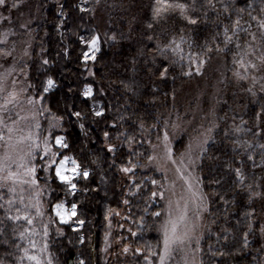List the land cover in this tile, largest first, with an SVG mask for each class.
<instances>
[{"label":"trees","instance_id":"1","mask_svg":"<svg viewBox=\"0 0 264 264\" xmlns=\"http://www.w3.org/2000/svg\"><path fill=\"white\" fill-rule=\"evenodd\" d=\"M153 2L154 0H101L94 18H90L89 14H81L73 7L76 0H59V3L65 5V10L68 13V19L64 21L63 27L59 30L56 27L61 19L57 15L58 0H31L29 3L34 10L32 19H37L30 25L26 35V38L31 40L26 80L27 85L29 83L34 85L33 88H28L29 93L33 97L42 93L40 86L48 76L57 82V86L53 90L43 94L45 98L42 106L47 111L41 115L40 136H45L50 122L53 125H61L49 128L48 131L51 130L53 136L67 135L69 141L73 143L77 158L85 166H89L92 171L89 181H80V183L81 185L87 183L90 185V189H94L87 193L78 191L76 196L67 198L68 201L79 204V216L86 221L79 232H74L67 225L57 222L49 226V251L54 264H76L77 259H84L86 264H143L142 257L148 255V245H151L153 250L159 251L160 241L156 234V226L160 219L153 216L152 213L158 212L161 205L156 199V203L152 201L149 193L152 186L150 179H146V177L156 180L161 177L159 175L153 177L152 171L138 169L135 173L136 181L144 180L142 185L144 191L140 195L133 196L129 194L128 189V184L131 182H125L123 174L116 168H109L105 164L104 170L101 172L100 168L91 163L96 155H105L102 151L104 147L103 132L107 130L110 135H116L117 129L110 127L114 118L118 126L123 124L119 131L127 130L136 136L133 147L144 153L145 156L148 155L150 146L146 143L145 134H148L149 130L151 134H154L153 131H157L155 135L160 133L161 113L172 111L173 107L179 105V103L174 104L177 99L181 100L186 89L192 84L195 85L193 81L197 79L196 75L191 77L181 75L179 65L170 70L171 75L164 82H161L149 71L155 53L153 51L154 41L147 39V35L152 33L147 30L146 23L151 17ZM223 3L232 5L229 9L231 20L227 18L228 13L223 11L220 0H216L218 16L216 11L210 9L207 20L201 18L197 25L189 26L192 32L185 29L188 36L195 41L191 49L192 52H199L206 40L211 43L213 33L216 31L221 32L220 39H222L223 26H231L237 18L240 19L243 29L252 32L256 21L251 17L264 15L259 11L262 6L261 0H223ZM82 15L83 19H81ZM182 23L178 19L170 20L168 29L171 31L179 28ZM249 23L252 24L251 28L248 27ZM218 25L219 27H217ZM93 31L101 36V43L97 60L94 63L89 61V65L96 75L87 77V82L93 84L96 100L102 106L110 105L104 118L92 117L83 102V97L79 94L85 74L78 59L82 47L78 36L88 35ZM154 31L157 35L160 34L159 28ZM113 35L116 36L115 41L110 39ZM240 35L243 43L248 37L245 32H240ZM167 38H170V35L162 37V39ZM182 46L187 57L188 45L186 43ZM229 47L231 51L214 53L204 68V73L210 71L214 76L221 75V78L218 79L219 91L213 99L215 127L205 146L207 152L201 153L196 168L199 179L202 181L200 188L209 197V207L206 212L207 228L201 239L203 253L198 254V259L202 257L204 264H211L213 260L216 264H262L264 244L258 229L263 216L258 214L257 220L254 222L255 231L249 237V245L246 249L241 250L242 234L246 230L247 223L243 216L248 207L247 193L235 187L234 174L226 166V162H232L238 166V161L241 159L232 151V141L236 139L237 135L232 132V127L234 125H241L243 128L252 127L255 122V113L259 111L264 99H261L259 95L252 97L243 90L244 87L235 84L237 82L233 79V71L236 65L232 63V60L236 49L232 45ZM64 48L68 49L67 56L64 55ZM44 58L49 59V65H43ZM156 61L157 64L160 62L158 56H156ZM184 63L187 66V59ZM172 76H175V79H172ZM124 84H128L134 89L135 94L126 91ZM70 89L71 91H69ZM100 89L104 90L103 95L100 94ZM39 104L41 107L40 101ZM72 110H83L87 113L86 119L83 121L87 130L86 134L79 128L77 118L69 114ZM130 114L134 115H131L129 119ZM121 115L126 118L127 122L119 120ZM54 117H63V119L57 121ZM139 119L144 120L145 128L143 130L135 126L129 127L132 121ZM242 120L246 123L241 124ZM226 130L229 131L228 137L224 135ZM239 136L241 139H251L250 132L240 133ZM154 137L149 136L151 140ZM114 142L119 143V141ZM183 144L184 138L182 137L173 146L174 154H178L182 150ZM122 151L126 153L127 148L125 147ZM118 158L125 157L118 154ZM244 159L245 171L249 173L250 162L246 160V157ZM141 161L144 162L143 157ZM256 172L259 174V169H256ZM101 176L104 177L103 180H101ZM216 180H219L220 183H214ZM55 186V184L52 185V187ZM218 194L226 195L230 200L231 203L227 206V211H225L223 202L219 200ZM46 195V217L48 218L49 215H52L50 203L57 196L63 198V192H49ZM124 199H128L130 204H123ZM254 207L259 210L260 201L257 200ZM109 209L116 212L124 211L127 213L126 216L131 218L134 224L130 228L137 235L133 238L130 236V241L134 249L142 247L144 249L142 253L133 254L131 252L133 258L112 255L109 250L106 255L102 253L105 216ZM3 215L4 212L0 209V218ZM6 223L10 225L6 229V238L10 243L5 245L3 243L5 237H0V260H4L5 264H17L20 250L12 247L13 243H17V240L14 239L16 234L14 235L11 231V226L14 225L11 221H6ZM57 227L63 229L64 235L56 233ZM224 228L229 229L225 233L229 237L228 241L225 242L223 239L217 241V235ZM79 235L85 237L83 244L78 242ZM210 244L214 251L220 249L230 254L212 257L208 253ZM91 247H93V252H91ZM6 253H12V255ZM150 258L154 261L157 260V257ZM103 259L106 261L103 262Z\"/></svg>","mask_w":264,"mask_h":264},{"label":"snow or ice","instance_id":"2","mask_svg":"<svg viewBox=\"0 0 264 264\" xmlns=\"http://www.w3.org/2000/svg\"><path fill=\"white\" fill-rule=\"evenodd\" d=\"M221 7L225 13H228V19L231 20V14L229 9L232 5L223 3L220 0ZM101 0H76L73 7L81 14H89L90 18H94L97 7L100 5ZM24 4V0H0V45H7L9 36H16L15 23L12 16V11L15 9L19 11ZM262 6L260 7V13L264 14V0H261ZM59 11L57 13L60 17V22L56 25L57 29H61L64 25V21L68 19V13L65 10V5L59 3ZM216 11L217 16L219 11L217 10L216 0H154L151 6V17L146 23V28L152 34L147 35L149 41H154L153 51L155 55L151 61L152 67L149 69L152 75L158 77L161 82L166 81L171 75V69L179 65L180 74L183 76L191 77L193 75H203L205 65L212 59L213 54L225 53L231 51L229 47L232 45L236 51L233 53L232 63L236 65L233 71L237 83L244 81L247 83V87H244V91L249 93L252 97L260 96L264 99V15L252 16L251 19L256 21V26L259 31L257 33L248 32L241 27L240 19L237 18L231 26L224 25L222 29V39H220L221 32L216 31L213 33L212 42L207 40L201 46L199 52H192L191 49L195 41L188 36L185 29L188 32H192L189 26L197 25L201 18L207 20L209 10ZM243 11V9H241ZM23 13H21L22 15ZM83 19V15L81 16ZM180 20L183 23L179 28L169 30L168 23L170 20ZM20 23L19 28L24 29L25 33L29 30V24ZM219 27V25L217 26ZM249 28L252 24L249 23ZM160 29V34L155 33V29ZM240 32H245L247 39L241 42ZM170 38L162 39V37L169 36ZM177 36L179 37L177 39ZM115 41L116 36L110 37ZM79 43L82 45L78 59L81 62V66L84 70L85 79L82 88L79 91L80 96L83 97V102L88 107V111L92 117L104 118L105 113L109 110V106H102L98 100H96V94L94 93L93 84L87 82V77H95L96 73L89 65V61L93 63L97 60V53L100 51L101 36L96 32H90L88 35H79ZM188 45L189 52L187 57L185 56V49L182 45ZM15 42L10 49L0 48V59L7 60L11 57L13 61L15 57ZM64 55L67 56L68 49H63ZM29 53L27 47L24 49V55ZM156 56L160 58V62L157 64ZM185 59H187V66H185ZM43 65H49L50 61L47 58L42 60ZM3 67V65H0ZM14 68H6L0 71V148L3 149L0 153V189H6L5 192H0V209L3 210L4 215L0 218V237H5L3 243L9 244L10 241L6 238V229L10 227L6 221H11L13 225L17 221L24 220L28 227L23 231H19L15 226H11V231L15 235L18 232L20 240L27 239L28 247H21L19 243H13L12 247L22 251L23 255L18 257L19 264H22L24 260H27L29 264H54L52 254L49 251V226L57 222L59 224L67 225L72 228V231L79 232L85 225L86 221L80 218L78 213L79 204L77 202L68 201L69 196H76L77 192L87 193L90 190V185L85 183L81 185L80 181H89L92 176V171L89 166L77 158L75 155V148L71 143L67 135H52L51 130L48 135L41 138L39 129L41 125L36 120L37 115H43L46 108L42 106L44 95L49 93L57 86V82L48 76L46 80L41 84L42 93L36 97L27 95L24 97L29 105L33 106V113L31 120L28 117H23L19 112H16V118L13 119L11 112L12 109L19 105L21 101L22 93L26 92V89L15 87L17 81L12 80V87H9V77L12 76ZM175 79V76H172ZM34 85L28 84V88H33ZM124 88L128 92L134 93L128 84H124ZM71 91V89L69 90ZM103 95L104 90H99ZM41 102V107H36L37 101ZM91 101V104H89ZM9 106H12L11 108ZM71 116L77 118L78 126L82 132L86 134L84 120L87 113L83 110H72L69 113ZM130 114L129 119L131 118ZM55 120L60 121L63 117H54ZM119 120L127 122L126 118L121 115ZM21 121H26L24 126H21ZM10 122V123H9ZM34 122V123H33ZM97 122V121H94ZM107 122V121H106ZM245 121H241V124H245ZM61 125H53L50 122L49 128L57 127ZM137 127L141 130L145 128L143 119L138 121H132L129 127ZM111 128H116V135H110V132L105 130L103 132V149L104 156L96 155L91 163L96 165L97 168L103 172V166L108 165L109 168H116L123 174L125 182L130 181L128 184L129 194L137 195L141 190L144 180L136 181L135 173L138 169L147 170L149 167H155L156 171H162V165L159 163V158L155 153L145 156L144 153L138 151L133 147L136 142V136L129 133L127 130L119 131L123 124L117 125L114 118L110 124ZM209 132L212 129H208ZM232 132L236 135V139L232 141V151L240 156L238 166L232 162H226V166L234 174L235 187L241 191L247 193L248 207L244 211L243 216L246 220V230L242 234V248L246 249L249 245V237L254 233V222L257 220L258 214L264 216V104H261L259 111L255 113V122L250 128H243L241 125H234ZM251 133V139H241L240 133ZM225 137L229 136V131L224 132ZM259 138V139H258ZM159 139V137H158ZM209 137L199 144L201 153H206L207 149L203 146L208 143ZM165 142V158L171 161L172 164H176V161L172 157V150L169 147V135L165 131L163 135ZM114 141H119L116 143ZM127 148V152H123L124 148ZM155 147V146H153ZM118 154L125 157L123 159L118 158ZM144 158V162L141 158ZM250 162L248 166L249 173L245 171V159ZM258 157V161H257ZM181 165H184L183 159L180 161ZM195 162L189 160L188 165L190 167ZM256 169H259L257 174ZM176 172L180 175V178L184 180L187 195H182L175 201L169 199L167 201V218L163 221L159 231L162 234V247L159 251L153 250L151 245L147 246L148 255H144L143 259L146 264H169L177 256L180 257L177 264H204L202 257L198 260L197 255L203 253L201 247L202 233L199 231L203 227L204 213L208 211L209 197L202 191L199 185L202 183L199 177H195V186L192 183L191 173L188 176L184 175V172L180 167L176 168ZM41 174L43 177L41 178ZM104 177L101 176V180ZM150 179V183L153 187L158 185L156 179ZM163 179L167 180V173L164 172ZM214 183L219 184L220 181L216 180ZM55 184V187L52 185ZM27 186V187H25ZM174 186V182H173ZM163 188V185H160ZM135 189V191H133ZM63 192V198L57 196L56 199L50 203V211L54 213V216L49 215L47 222H43L45 211L43 209V203L41 197L49 192ZM28 192L27 198L24 193ZM159 195L160 199H164V192L161 190L151 191L150 197L156 198ZM175 196V192L172 193ZM218 198L225 205V211L227 206L231 203L226 195L218 194ZM27 199V202H25ZM260 201L259 210L254 207L256 201ZM19 202V207L17 206ZM123 204L129 205L130 201L124 199ZM34 209V212L32 211ZM15 210V214H13ZM147 211V208H145ZM192 213L190 217L189 213ZM119 215L113 209H109L105 216L108 220L111 215ZM153 216L159 217L160 212H153ZM41 218V227L43 229L42 236L45 238L42 245L37 244L34 237L41 235L35 228L36 218ZM215 223V221H213ZM109 226L111 221L109 220ZM123 227V225H120ZM259 234L264 239V223L259 225ZM133 237L137 235L136 232L131 229L128 230ZM229 229L224 228L221 233L217 235V241L223 239L228 241L229 237L227 233ZM28 234L26 237L25 234ZM58 235H64L63 229L56 228ZM108 235L105 234L106 244L108 243ZM123 240L125 238L120 237ZM71 243V241H69ZM78 242L83 244L85 237L83 235L78 236ZM110 247V245H108ZM107 248L105 249V251ZM144 249L142 247L132 248L130 243H122L120 252L121 254H140ZM208 253L212 257L224 256V251L217 249L213 250L212 245L208 246ZM12 255V253H6ZM150 257H158L157 260H153ZM0 264H5L4 260H0ZM76 264H86L84 259H77ZM211 264H216L215 260ZM264 264V261H262Z\"/></svg>","mask_w":264,"mask_h":264},{"label":"rangeland","instance_id":"3","mask_svg":"<svg viewBox=\"0 0 264 264\" xmlns=\"http://www.w3.org/2000/svg\"><path fill=\"white\" fill-rule=\"evenodd\" d=\"M31 0H24V4L22 8L17 11H12L13 20L15 23V31L17 32L16 36H9L8 44L7 45H0V48L3 49H10L13 46V42H15V52L13 53L15 60L11 57L7 58V60L0 59V65H3V67H0V71H3L6 68H14L15 70L12 73V76L9 77V87H12L11 81L16 80L17 83L15 87L17 89L24 88L26 89V92L22 93L21 95V101L19 105H17L15 108L12 109L11 115L13 119L16 118L15 114L16 112H19L21 116L28 117L29 120H31L32 113L34 111L33 106L29 105L24 99L25 96L31 95L28 90L27 85V63L30 60V50H31V40L26 38L27 33H25L24 29L19 28L20 23H27L29 21V28L30 25L36 21L35 19H32V14L34 10L29 5ZM11 2V0H9ZM0 11H4L5 15H7V12L3 9H0ZM21 13H23L21 15ZM253 33H257L259 36V31L257 26L253 28ZM2 30V29H0ZM27 47L28 55H24V49ZM197 78L194 82L195 85L192 84V86L188 87L183 95V98L181 100H178L174 103H179L178 106L173 107L172 111H168L165 113H161L160 117V128L161 131L157 135V131H153L154 134H151V131H148V134H145L144 138L146 140V143L150 146L149 148V154L155 153L161 160L159 163L162 165V171H156L155 167H149L147 170L152 171V176L159 175L161 178H157L158 185L156 187H153L151 191H163L164 192V199H160L159 195L156 198H152V201L155 203L156 200L159 201V205H161V208L158 212H160L159 216V223L156 226V234L159 237L160 241V247H162L161 241H162V234L159 231L161 224L163 221L167 218V201L169 199H172L175 201L182 195H187L186 192V185L183 179L180 178V175L176 172V168L180 167L182 171L184 172L185 176H188L189 173H191V179L192 183L195 186V177H199L197 174V165L198 161L201 155L199 144L205 139V137H209L208 142L210 140V136L212 135V132L215 127V114H214V102L213 99L217 95L219 91V83L218 79L221 78V75H212L210 71H206L203 73V75H196ZM199 78V80H198ZM235 82V77L233 78ZM201 82V84H199ZM238 86L247 87V83L244 81H241L240 83H235ZM198 85H200L198 87ZM32 96V95H31ZM208 102H210L208 104ZM264 104V102H263ZM175 106V105H174ZM10 108L12 106H9ZM36 107H40L39 101H37ZM41 115L36 116V120L40 123ZM10 123V122H9ZM21 126H24L26 121H21ZM34 123V122H33ZM52 124V123H51ZM212 129L211 132L208 131V129ZM49 129V128H48ZM48 129L46 131V135H48ZM40 133V130H38ZM167 131L169 135V147L172 150V157L176 161V164H172L171 161H168L165 158V142L163 140L164 132ZM149 136H155L153 140L149 138ZM159 137V139H158ZM184 138V146L182 147V150L178 154H174V144L179 141L181 138ZM43 138V137H41ZM2 143V142H0ZM208 144V143H207ZM206 144V145H207ZM206 145H203L204 147ZM155 146V147H153ZM3 149L0 148V153H2ZM183 159L184 165H181L180 161ZM189 160L194 161L195 163L192 164L190 167H185V165H188ZM167 173V180L163 179L164 172ZM43 177V174H41V178ZM124 179V177H123ZM174 182V186H173ZM160 185H163V188H160ZM27 187V186H25ZM200 187V185H199ZM135 191V189H133ZM144 191L143 188L138 192V194H142ZM150 191V192H151ZM0 192H5L6 189H0ZM149 192V193H150ZM175 192V196L172 195V193ZM25 197L29 195L28 192L24 193ZM46 198L47 195H43L41 197L42 203H43V209L45 211V216L43 217V222H47L48 218L46 217ZM156 199V200H155ZM27 202V199L26 201ZM2 203V201H0ZM152 205V203H151ZM17 206L19 207V202H17ZM34 212V209L32 210ZM119 215H111L108 220L105 219V225H104V233L102 235L103 244L101 247V251L103 254L106 255V252L111 251L112 255H118V256H127L128 258H133V255H131V252L124 255L121 254L120 249L122 246V243H130L132 248L134 249L133 244L130 241L131 233L128 231L131 225L134 224V222L131 220L130 217H127L124 211H120ZM13 214H15V210H13ZM190 217L192 216V213H189ZM204 219L202 221L203 227L199 229V231L202 233L204 237V233L207 228V218H206V212L203 214ZM52 216H54V213H52ZM109 220L111 221V226H109ZM262 222L264 223V216L262 217ZM57 223L59 224L58 218ZM62 225V224H61ZM120 225H123V227H120ZM19 231H23L24 228L28 227L26 222L24 220L17 221L14 225ZM35 228L38 233H41V235H36L34 237H30L31 239H35L37 241L38 246L42 245L44 242V237L42 236V227H41V218L37 217L35 220ZM120 230H123V232H120ZM18 232L16 233V236L14 239L17 240V243L21 245V247H28L27 239L20 240L18 236ZM109 233L108 235V243L106 244L105 241V234ZM26 237L28 234H25ZM120 237H123L125 239L121 240ZM133 238V236H132ZM48 239V238H47ZM49 242V241H48ZM264 244V239H263ZM110 245V247L108 246ZM107 250L105 251V249ZM91 252H93V247H91ZM110 253V252H109ZM23 255L22 251H19V257ZM109 255V254H108ZM138 256V255H135ZM134 256V257H135ZM158 259V257H157ZM180 259L179 256L176 257V259H173L169 262V264H177L178 260ZM198 259V255H197ZM199 260V259H198ZM106 260L103 259V262ZM264 261V257H263ZM143 264H146L142 257ZM19 264V262H17ZM22 264H29L27 260H24Z\"/></svg>","mask_w":264,"mask_h":264}]
</instances>
